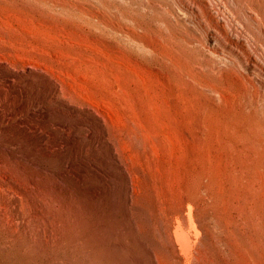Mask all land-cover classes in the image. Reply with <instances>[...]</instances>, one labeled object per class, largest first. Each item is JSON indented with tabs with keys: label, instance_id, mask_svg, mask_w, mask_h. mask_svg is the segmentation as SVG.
<instances>
[{
	"label": "rangeland",
	"instance_id": "rangeland-1",
	"mask_svg": "<svg viewBox=\"0 0 264 264\" xmlns=\"http://www.w3.org/2000/svg\"><path fill=\"white\" fill-rule=\"evenodd\" d=\"M55 1H2L32 30L1 46L0 264H155L90 195L118 134L160 201L155 255L193 198L200 264H264V0Z\"/></svg>",
	"mask_w": 264,
	"mask_h": 264
},
{
	"label": "bare ground",
	"instance_id": "bare-ground-1",
	"mask_svg": "<svg viewBox=\"0 0 264 264\" xmlns=\"http://www.w3.org/2000/svg\"><path fill=\"white\" fill-rule=\"evenodd\" d=\"M2 1L3 0H0V54L2 51V42L6 41L9 38L10 33L22 34L29 33L32 30L28 18L16 17L14 12L2 6ZM55 3L58 2L55 1ZM120 136L121 135L118 134L113 142L111 144H108L107 147H95V154H97V156L95 157L96 159L91 156L94 160L91 158L92 162L89 161L91 162V178H95L96 184L98 183L91 188L90 195L94 202H102L103 200L108 209V216L105 215L106 220L102 221L106 222L105 226L104 224L102 225V229H107L116 236V239L113 238V241L109 240V242L117 249H123L127 246L125 240L126 235L133 234V239L136 245L140 249H142L144 253L147 254L146 256L147 258H149L148 261H151L152 263L157 264V262L160 260V262H162L163 264H200L198 244L201 241L200 237H203L201 236V234L204 231V227L199 221L198 216L195 214L197 204L195 203L193 198L186 199V219L191 227L192 232L184 231L180 227L174 228L170 232L172 225L169 223H164L162 225V229L166 234L169 231V237L171 239V253H160L158 256L155 255V253L149 247L148 240L154 239L153 233L157 229V227L161 225V221L158 218L161 210L159 206L160 201H158L155 192L152 190V186L151 188H147L146 192L144 193L145 197L142 196L143 200L141 201L140 196L143 194V188L140 186L142 184V181L146 180V171L142 167L134 165L131 161L132 159L130 160L128 151L118 145V143H121L122 140ZM85 159L83 157L81 160L82 164H80V180L82 192L85 191L84 179L87 174V167L86 164H84ZM103 164H109L110 166L115 167L116 169H114L117 170L115 172L116 175L112 173L113 168L112 170L107 171L109 165L106 166L107 168H105L103 167ZM144 206L145 208H143ZM132 208H135L137 213H141L140 215L137 214L138 217L136 215L135 219L132 216L133 212L131 213ZM142 208L143 210H147V213L145 211L143 212ZM183 208L184 207H181L180 209L181 213L184 210ZM95 210L98 212L97 220L99 223V227H101L99 215L100 211L98 208H95ZM115 231H117L118 233L115 234ZM109 242L108 244L110 245ZM134 254L136 255V252ZM139 257L140 256L138 255L136 256V258ZM81 259L82 261L85 260V254L81 253Z\"/></svg>",
	"mask_w": 264,
	"mask_h": 264
}]
</instances>
